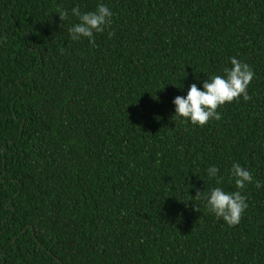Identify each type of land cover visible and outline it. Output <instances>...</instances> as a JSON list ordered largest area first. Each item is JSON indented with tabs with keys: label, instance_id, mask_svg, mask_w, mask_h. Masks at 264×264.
<instances>
[{
	"label": "trees",
	"instance_id": "1",
	"mask_svg": "<svg viewBox=\"0 0 264 264\" xmlns=\"http://www.w3.org/2000/svg\"><path fill=\"white\" fill-rule=\"evenodd\" d=\"M100 3L111 26L73 41ZM232 57L252 99L177 116ZM213 187L246 197L238 225ZM0 264H264V0H0Z\"/></svg>",
	"mask_w": 264,
	"mask_h": 264
},
{
	"label": "clouds",
	"instance_id": "2",
	"mask_svg": "<svg viewBox=\"0 0 264 264\" xmlns=\"http://www.w3.org/2000/svg\"><path fill=\"white\" fill-rule=\"evenodd\" d=\"M56 13L61 21L69 19L67 10L58 8ZM71 14L78 18V23L68 29L71 39L78 41L86 37L91 44H95L94 33H103L111 26L113 16L112 11L103 3L98 4L94 11L87 12H81L79 6L73 7ZM108 35L111 38L114 33L109 32ZM231 65V68L223 70L225 75H213L204 81L203 90L196 83H192L186 96H176L173 100L175 114L202 127L211 120L219 121L222 118L217 111L222 105L239 101L241 97L244 101L251 100L248 88L255 75L253 69L235 57L231 58ZM207 171L209 178H216L217 185L223 182V178L218 176L219 169L216 166L209 167ZM231 175L236 188L240 190L253 182L250 171L239 163H233ZM255 186L259 188L262 185L257 181ZM195 198L205 200L209 211L218 219L222 218L229 226L238 225L248 207L246 197L239 190L227 192L221 187H213L208 193L197 191ZM193 207L199 211L194 205Z\"/></svg>",
	"mask_w": 264,
	"mask_h": 264
}]
</instances>
